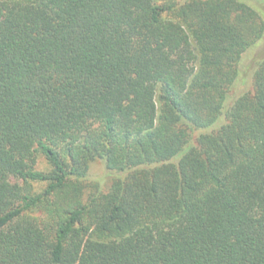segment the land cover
Masks as SVG:
<instances>
[{
	"label": "trees",
	"instance_id": "trees-1",
	"mask_svg": "<svg viewBox=\"0 0 264 264\" xmlns=\"http://www.w3.org/2000/svg\"><path fill=\"white\" fill-rule=\"evenodd\" d=\"M263 39L242 0H0V264H264Z\"/></svg>",
	"mask_w": 264,
	"mask_h": 264
},
{
	"label": "rangeland",
	"instance_id": "rangeland-1",
	"mask_svg": "<svg viewBox=\"0 0 264 264\" xmlns=\"http://www.w3.org/2000/svg\"><path fill=\"white\" fill-rule=\"evenodd\" d=\"M258 11L261 16L264 18V1L257 2L256 0H242ZM264 60V39L259 42L255 47H251L247 50L242 57L241 61V73L243 75L242 81L245 83L243 89H238L236 94H239L245 90L252 89V76L257 70V66L260 62ZM251 74V75H250ZM251 76V78H250ZM45 159H41V163H39V169L44 171H49L48 166L46 165ZM125 174L110 172L106 170L105 164L102 161H96L90 166L89 176L87 180V184L89 186L98 185L102 192H107L111 184L116 179H122ZM91 190V189H90ZM88 194V192H87Z\"/></svg>",
	"mask_w": 264,
	"mask_h": 264
}]
</instances>
